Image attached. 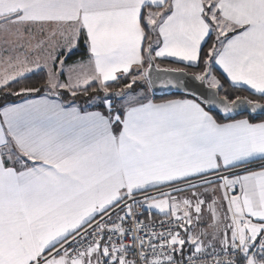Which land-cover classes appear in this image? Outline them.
Segmentation results:
<instances>
[{
    "label": "snow or ice",
    "instance_id": "obj_1",
    "mask_svg": "<svg viewBox=\"0 0 264 264\" xmlns=\"http://www.w3.org/2000/svg\"><path fill=\"white\" fill-rule=\"evenodd\" d=\"M0 264H264V0H0Z\"/></svg>",
    "mask_w": 264,
    "mask_h": 264
},
{
    "label": "trees",
    "instance_id": "obj_2",
    "mask_svg": "<svg viewBox=\"0 0 264 264\" xmlns=\"http://www.w3.org/2000/svg\"><path fill=\"white\" fill-rule=\"evenodd\" d=\"M83 55H84V52H83V49H81V51L80 52H77L68 62H70L72 60H75V59H77L79 57H82ZM159 63L161 64V67H171V68H183L184 67L183 64H180V63H178V62H176L174 60H170V59H166V60L159 61ZM186 71H188V72H198V71H200V69L199 68H188V69H186ZM217 74L219 75V73H217ZM42 75L43 74H41V76ZM33 79H39V77H34ZM16 87H19V85H17ZM93 87H95V85H93ZM120 87H121L120 84H114V85H112V88L114 90H118ZM236 94L250 96V98H254V97H251V93L250 92H248V91H246L244 89H240L239 92H237ZM173 95L179 96L180 94L173 93ZM65 96L67 97V94H65ZM167 97H169V96H155V98L157 100L158 99H162V98H167ZM81 99H84V98H81ZM243 115H247V114H243Z\"/></svg>",
    "mask_w": 264,
    "mask_h": 264
},
{
    "label": "water",
    "instance_id": "obj_3",
    "mask_svg": "<svg viewBox=\"0 0 264 264\" xmlns=\"http://www.w3.org/2000/svg\"><path fill=\"white\" fill-rule=\"evenodd\" d=\"M170 68H171V67H170ZM187 72H188V71H187ZM189 73H193V72H189ZM174 93H178V92H174ZM178 94H180V93H178ZM155 96H167V95H165V93L162 92V91L158 88L157 91H156ZM243 114H247V113H246V112H242L241 115H243Z\"/></svg>",
    "mask_w": 264,
    "mask_h": 264
},
{
    "label": "crops",
    "instance_id": "obj_4",
    "mask_svg": "<svg viewBox=\"0 0 264 264\" xmlns=\"http://www.w3.org/2000/svg\"><path fill=\"white\" fill-rule=\"evenodd\" d=\"M170 60H172V59H170ZM72 61H70V62H68V63H71ZM64 98H66L67 99V97L65 96ZM167 98H170V97H167ZM162 99H164V98H162ZM158 100H160V99H158ZM81 104H84L86 101L84 100V101H79ZM89 110H92V109H89Z\"/></svg>",
    "mask_w": 264,
    "mask_h": 264
},
{
    "label": "built area",
    "instance_id": "obj_5",
    "mask_svg": "<svg viewBox=\"0 0 264 264\" xmlns=\"http://www.w3.org/2000/svg\"><path fill=\"white\" fill-rule=\"evenodd\" d=\"M155 219H162V217L154 216Z\"/></svg>",
    "mask_w": 264,
    "mask_h": 264
},
{
    "label": "rangeland",
    "instance_id": "obj_6",
    "mask_svg": "<svg viewBox=\"0 0 264 264\" xmlns=\"http://www.w3.org/2000/svg\"><path fill=\"white\" fill-rule=\"evenodd\" d=\"M65 99H66V98H65ZM79 101H84V99H81V98H80V100H79Z\"/></svg>",
    "mask_w": 264,
    "mask_h": 264
}]
</instances>
